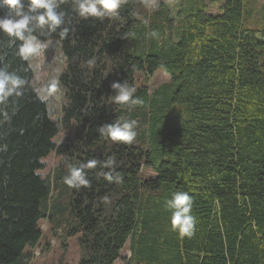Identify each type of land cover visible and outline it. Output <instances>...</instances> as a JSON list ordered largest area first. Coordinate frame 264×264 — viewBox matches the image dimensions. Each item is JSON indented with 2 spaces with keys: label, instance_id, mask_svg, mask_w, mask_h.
Here are the masks:
<instances>
[{
  "label": "trees",
  "instance_id": "16d2710c",
  "mask_svg": "<svg viewBox=\"0 0 264 264\" xmlns=\"http://www.w3.org/2000/svg\"><path fill=\"white\" fill-rule=\"evenodd\" d=\"M181 2L173 17L164 0H126L118 19L104 21L77 20L70 2L62 5L76 26L62 42L70 103L55 121L29 88L15 114L9 106L11 119L0 117V264H32L41 221L62 208L64 166L65 176L108 156L120 183L106 181L98 163L86 170L91 188L63 186L72 227L61 233L78 235V264H115L128 242V264H264V8L259 25L252 0ZM6 45L0 33V52L19 70ZM159 70L170 80L153 91L137 83L138 74ZM116 80L143 103L114 104ZM117 118L138 121L131 146L99 135V125ZM73 123L74 136L58 144ZM54 152L59 167L42 179L41 160ZM146 165L155 177H143ZM176 190L193 199L191 237L170 226L165 201Z\"/></svg>",
  "mask_w": 264,
  "mask_h": 264
},
{
  "label": "clouds",
  "instance_id": "9594fccd",
  "mask_svg": "<svg viewBox=\"0 0 264 264\" xmlns=\"http://www.w3.org/2000/svg\"><path fill=\"white\" fill-rule=\"evenodd\" d=\"M69 2L77 20L95 18L104 21L106 18L118 19L126 0H0V8L6 9V12L0 15V33L7 37V48L14 50V55L22 62L19 70L11 69L6 63V54L0 52V117L3 120L11 119L9 106L12 107V114H15L20 98L29 88L36 99L46 105L55 100L58 102L56 107L60 109L70 103L67 92L62 88L59 73L53 70L47 77L41 75L42 69L45 68L46 51L61 47L62 42L76 32L75 24L66 19L68 14L62 8V5ZM156 35L153 31L152 36ZM66 61L67 56L60 52L52 57L48 66L51 67L53 63L63 64ZM93 64V59L87 61L89 67ZM27 73H32L31 77L26 75ZM111 88L114 90L111 100L116 105H128L131 108L143 103L135 96L136 88L130 86L126 80L113 81ZM50 118L55 120L57 117ZM137 126L138 121L135 119L117 118L113 122L99 125L97 131L105 140L131 146L137 137ZM41 163L44 161L41 160ZM98 163L106 169L101 173L106 181H122L123 177L118 173L114 174L115 157L108 156L103 161L93 158L70 166L68 174L63 177L64 184L77 191L91 188V180L86 170L95 169ZM102 202L109 203V197L105 195ZM165 208L171 213L172 231L178 232L181 238L191 237L195 230L196 218L192 215L193 199L190 193L184 190L174 191L166 199Z\"/></svg>",
  "mask_w": 264,
  "mask_h": 264
},
{
  "label": "rangeland",
  "instance_id": "374dc122",
  "mask_svg": "<svg viewBox=\"0 0 264 264\" xmlns=\"http://www.w3.org/2000/svg\"><path fill=\"white\" fill-rule=\"evenodd\" d=\"M166 4L170 7L172 10V16H176V12L178 8L183 5L184 2H181L183 0H164ZM253 5L257 7L258 9V17L257 23L260 25V22L263 21L261 17H263V8H264V0H252ZM217 6H210V11L215 13L217 11ZM60 52H63L62 46L55 48V49H48L44 56L45 61V68L42 69L41 75L44 77H47L53 70H55L59 75L64 71L66 67V62L63 64H55L53 63L51 67L48 66V62L51 61L52 57L54 55H58ZM139 75V76H138ZM137 83L139 84H147L149 86V89L153 91L156 89L160 84L168 82L170 80V76L168 73H166L163 70L157 71L152 76H146L145 74L141 73L138 74ZM61 80V78H60ZM62 85V84H61ZM62 88L65 90V88L62 86ZM58 102L53 100L50 101L47 104L48 113L51 116L57 117L55 121H58L61 117L62 108L58 109L56 107V104ZM54 120V119H53ZM75 123H73L72 128L63 130L61 129L58 136L56 137L55 141L58 144H60L65 137L71 138L74 136V128ZM59 157L56 155V153L50 154L46 159H44V166L43 169L39 171L40 175L43 178H47L48 176L53 177V174L57 171L59 167ZM64 170H66V167L64 166ZM64 170L61 172V178L59 180L61 186L58 190L57 198L59 201L60 206H62L61 209H52L53 218H47L45 220L41 221V229L43 232V237L41 238L40 243L37 247L34 248L32 252V264H77L80 259V248H79V241H78V235H69L66 236L65 234H62V231L67 232L71 229L72 224L70 218L69 209L67 207V195L63 194V178L64 176ZM55 175V174H54ZM156 172L151 169V167H148L147 165L143 167V177L144 178H150L155 177ZM52 182V179H51ZM56 192L54 191V195ZM56 211V214H55ZM50 213V212H49ZM64 217L66 219H64ZM59 229V230H58ZM47 242L50 243L49 246H47ZM131 250L129 247V242L126 244L124 249L121 252V258L117 260L115 264H128V259L131 257Z\"/></svg>",
  "mask_w": 264,
  "mask_h": 264
},
{
  "label": "crops",
  "instance_id": "0c3cea01",
  "mask_svg": "<svg viewBox=\"0 0 264 264\" xmlns=\"http://www.w3.org/2000/svg\"><path fill=\"white\" fill-rule=\"evenodd\" d=\"M78 264V263H77Z\"/></svg>",
  "mask_w": 264,
  "mask_h": 264
}]
</instances>
